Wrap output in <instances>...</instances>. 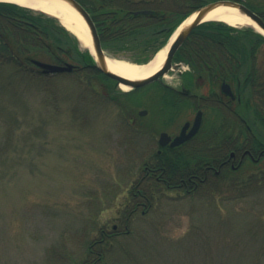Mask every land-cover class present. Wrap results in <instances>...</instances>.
<instances>
[{"label": "rangeland", "instance_id": "1", "mask_svg": "<svg viewBox=\"0 0 264 264\" xmlns=\"http://www.w3.org/2000/svg\"><path fill=\"white\" fill-rule=\"evenodd\" d=\"M212 1H174L172 24ZM84 3L93 13L101 7L100 0ZM139 54L111 56L134 60ZM57 55L61 62L47 52L29 60L0 52V264H264V186L245 196L226 187L256 172V165L228 169L222 189L212 184L177 194L158 187L149 211L131 215L133 185L156 152L155 139L144 130L158 135L170 123L179 130L195 110L182 103L174 114L161 107L163 93L156 87L130 94L112 79L89 78L81 63ZM31 58L79 68L44 74ZM176 62L162 78L173 86L179 82ZM257 70L263 84L264 44ZM213 74L196 71L194 91L220 92ZM207 111L214 121V111ZM249 121L259 127L253 117Z\"/></svg>", "mask_w": 264, "mask_h": 264}, {"label": "trees", "instance_id": "2", "mask_svg": "<svg viewBox=\"0 0 264 264\" xmlns=\"http://www.w3.org/2000/svg\"><path fill=\"white\" fill-rule=\"evenodd\" d=\"M79 1L86 5L84 0ZM100 2V9L91 14L97 23L103 48L114 56H120L127 50L140 53L138 57H132L137 62L150 59L186 15L183 14L176 24H172V12L135 14V10L145 6L128 0ZM262 44L264 36L252 27L241 29L221 21H207L192 31L176 54V59L194 63L197 71L207 65L210 73L242 85V116L252 126L259 145H264V83L257 81V51ZM57 51L81 63V72L88 74L89 78L103 76L107 81L111 79L95 67L91 53L80 47L77 37L57 18L14 3L0 2V52L16 54V57L28 55V60L30 56L47 52L54 61L61 62L63 57L57 55ZM10 60L15 59L11 57ZM251 117L257 121L258 128H254V121H249ZM235 126L227 124V133L233 134L238 127L245 131L241 124ZM164 156L170 160L181 155L167 153ZM262 186L264 170L259 171L255 184L254 179L245 175L243 179H235L226 184V187L235 189L238 196H245Z\"/></svg>", "mask_w": 264, "mask_h": 264}, {"label": "flooded vegetation", "instance_id": "3", "mask_svg": "<svg viewBox=\"0 0 264 264\" xmlns=\"http://www.w3.org/2000/svg\"><path fill=\"white\" fill-rule=\"evenodd\" d=\"M128 1L143 4L145 8L152 10L151 15H156V12L162 14L163 11L172 12L173 15L175 13L171 4L176 0ZM255 3L258 7L251 6V9L264 22V4ZM177 62L181 66L178 68L179 82L176 85L166 84L160 78L156 84L144 87L149 89L156 87L157 90L161 91L163 93L161 107L171 109L172 113H179L182 109L180 104L184 103L190 105V108L195 110V114L193 118L185 120L179 130L177 128L176 131H172L170 128L172 124H167L168 122L158 135L157 132H151L150 128L144 130V133H148L155 139L154 148H156V152L143 162L142 173L133 185L129 201L132 205L131 211H129L131 215L140 209L143 213L149 211L154 199L158 197L156 195L158 187L166 186L167 189L174 190L177 194H192L201 188L210 189L212 184L214 187L215 185L221 187L226 182V171L228 169L239 170L244 164L256 165V172L250 173V175L248 172L244 173L246 177L249 178L250 176L254 179L255 184L259 171L264 170V167L258 166L264 161V145H259L256 142V134L253 132L252 126L242 116V85H232L229 82L231 90V94H229L222 88L225 80L218 74H213V80L221 83L220 92L212 90V92L205 94L194 91L195 80L191 77L197 71L195 64L184 60ZM201 69L199 70L201 74L202 71L210 73L207 65ZM207 109L214 111V121L209 119ZM199 112H201V123L198 130L180 144L171 145L174 137L181 134L186 124V133L188 134ZM227 124L236 126L241 124L245 131L238 127L235 128L234 132L236 133H227ZM163 132L171 136V139L166 143L160 142ZM167 153L181 156L169 160L164 156ZM114 230L115 233H119L117 224L114 225ZM125 232H129V230L127 229Z\"/></svg>", "mask_w": 264, "mask_h": 264}, {"label": "water", "instance_id": "4", "mask_svg": "<svg viewBox=\"0 0 264 264\" xmlns=\"http://www.w3.org/2000/svg\"><path fill=\"white\" fill-rule=\"evenodd\" d=\"M65 1H67L75 10H77L80 13V15L84 18V20L86 21V23L88 25V28H89V31L91 34V38H92V45H93L94 51H92L91 49H89V50L94 57L95 67H97L104 74L116 79L119 84L123 83V84L130 86L131 88H137L140 86H144L146 84H149L150 82H153V81L159 79L161 76L167 74L172 67V59H173V56L176 53V51L180 48V46L188 38V36L193 31V29L196 28L199 24L205 22L204 17L211 10L215 9L218 6L227 5V6H232V7L237 8L240 11V13L248 16L260 29H262L264 31V22L262 21V19L253 10H251L248 6H246L245 4L240 3L238 1H235V0H216V1L210 2L208 4L202 5V6L198 7L197 9L193 10L190 14H188L186 16V18H184V20H185L189 16L196 13L194 20L190 24L183 27L178 32L175 39L171 42L167 56H166V59H165L163 65L161 66V68L159 70H157L152 75L145 77L143 79H129L127 77L121 76V75L111 71L108 68L107 61H106L107 55H106L104 48L102 47L101 39H100L98 30H97L96 24H95V22L91 16V14L89 13V11L78 0H65ZM37 11H40V10H37ZM41 12H43V11H41ZM149 12H151V11L150 10H137L134 13L135 14H140V13H146L147 14ZM44 13H46V12H44ZM49 15H51V14H49ZM55 17H57V16H55ZM184 20L181 22V24L184 22ZM181 24H179V26ZM179 26H178V28H179ZM262 33L264 34V32H262ZM32 62L34 64H36L37 66H39L42 69L43 73L70 72L75 67L74 64L69 63V62H66L63 65L62 64H56V63H49V62H45V61L38 60V59H32ZM222 88L227 93L231 94L230 85L228 83L224 82L222 85ZM140 113L144 114V113H146V110H143ZM200 113L201 112L198 113L196 120L194 122V125H193L192 129L190 130V132L188 134L186 133V129H187V124H186L183 127L181 134L176 136L173 139V141L171 142V145L175 146V145L180 144L181 142H183L184 140H186L187 138L192 136L198 130V127H199L200 122H201ZM170 139H171V136L168 135L167 133L163 132L161 134L160 142L166 143Z\"/></svg>", "mask_w": 264, "mask_h": 264}, {"label": "bare ground", "instance_id": "5", "mask_svg": "<svg viewBox=\"0 0 264 264\" xmlns=\"http://www.w3.org/2000/svg\"><path fill=\"white\" fill-rule=\"evenodd\" d=\"M5 2H13L24 7L32 8L35 10H40L48 14L57 16L61 23L72 32L80 41L81 46L90 48L94 51L92 45V38L88 28V25L80 13L75 10L67 1L65 0H0ZM196 16V13L189 16L184 22L179 26V28L172 35L170 41L160 48L149 60V62L135 63L131 61H126L124 59L107 57L108 68L124 77L129 79H143L155 73L163 65L170 44L177 36L178 32L190 24ZM216 20L225 22L234 27H240L245 25H252L260 32H264L260 29L248 16L240 13V11L232 6L221 5L211 10L205 17L204 21ZM120 87L129 91L130 86L126 84H120Z\"/></svg>", "mask_w": 264, "mask_h": 264}]
</instances>
